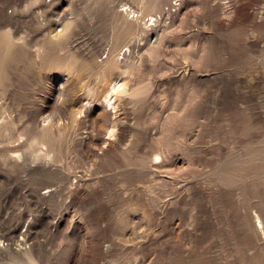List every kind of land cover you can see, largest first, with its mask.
Listing matches in <instances>:
<instances>
[{
	"label": "rangeland",
	"instance_id": "374dc122",
	"mask_svg": "<svg viewBox=\"0 0 264 264\" xmlns=\"http://www.w3.org/2000/svg\"><path fill=\"white\" fill-rule=\"evenodd\" d=\"M0 264H264V0H0Z\"/></svg>",
	"mask_w": 264,
	"mask_h": 264
},
{
	"label": "bare ground",
	"instance_id": "6f19581e",
	"mask_svg": "<svg viewBox=\"0 0 264 264\" xmlns=\"http://www.w3.org/2000/svg\"><path fill=\"white\" fill-rule=\"evenodd\" d=\"M109 96H111V94L109 95ZM112 98V97H111ZM108 101H110V100H108ZM109 103V102H108ZM111 105H112V103H111ZM259 223H261L260 221H259Z\"/></svg>",
	"mask_w": 264,
	"mask_h": 264
}]
</instances>
